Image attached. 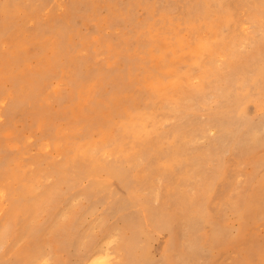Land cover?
<instances>
[{
  "label": "rangeland",
  "instance_id": "obj_1",
  "mask_svg": "<svg viewBox=\"0 0 264 264\" xmlns=\"http://www.w3.org/2000/svg\"><path fill=\"white\" fill-rule=\"evenodd\" d=\"M219 1L0 0V225L18 208L19 173L38 196L58 171L67 179L47 210L26 205L30 232L7 221L0 264H27L34 250L28 264H264V143L248 139L264 136V0ZM128 123L146 147L122 142ZM116 158L126 188L78 176V161ZM181 203L212 227L198 215L190 230ZM148 207L176 214L177 251Z\"/></svg>",
  "mask_w": 264,
  "mask_h": 264
},
{
  "label": "bare ground",
  "instance_id": "obj_2",
  "mask_svg": "<svg viewBox=\"0 0 264 264\" xmlns=\"http://www.w3.org/2000/svg\"><path fill=\"white\" fill-rule=\"evenodd\" d=\"M214 1H216L218 3V6L221 7L222 3L219 0H214ZM204 12H205V10L203 11V13ZM202 48H203L202 44L199 43L196 46V49L194 50V54H201ZM159 49H161V48H159ZM175 50H177V51L181 50V42H180L179 39L176 40ZM262 51H263V49L259 48L253 54V57L255 55H259L260 56ZM176 59L178 60V57ZM234 66H235V63L234 64L231 63L229 65V71L230 72H232V70L234 69ZM259 74L261 76L260 77L261 78V82H262V84H264V70L263 69L260 70ZM241 81H244V80L242 79ZM253 83L255 85V82H253ZM174 87H176V84H175ZM236 101H238V96L236 98H234V102H236ZM108 133H109V128H106L105 131H104V135H108ZM118 134L120 135V137L122 139V142H123V140H129L137 147L138 150L141 149L139 147L144 148V147H146L148 145V140L146 141V138L144 137L142 126L138 125L136 123H128L126 125H124V124L120 125L119 129H118ZM257 136L258 135L255 134L254 136H251L248 139H251L253 144L260 143V142L264 143V136L260 137L259 139H258ZM98 142L101 143L102 141H98ZM122 142L118 141L116 139V143H117L118 147H121ZM100 143H98V146H97L98 150H100V148H101V147H99ZM66 146H68V144ZM76 151H77V153L80 156H84L85 152H87L88 150L83 148V147H79L78 150H76ZM177 151H178V145L175 142L172 145L171 152L173 154H176ZM125 159L128 160V157H125ZM76 169H77V172H78V176H86L88 178V188H100L102 190L103 189H109L110 191H112L111 190L110 181L114 180V179L117 180L119 183H121V185L124 188H126L125 186L128 185V171L122 165L119 164L118 158L115 159V161H114V163L112 165H108V166L96 165L95 163H93L90 166H88V165L85 166V165L82 164L81 161H78V163L76 164ZM59 172H61V174H59ZM64 174H65L64 170L58 171V174H56V182H55V185L53 186V188H51L45 194L39 195V196L34 193V189L32 188L30 183L22 182L21 173H19L16 176V180H17L16 188H14V190L9 192V195L11 197L15 198V201L18 203V208H17L16 211L13 210L12 213L9 215V218H7L0 225V247L4 244L3 240L5 239L6 233H7L8 229H9V226H10V225H7V221L10 218H14V219L18 218V219L22 220L26 224L25 228L22 229L23 233L30 232V230L35 228V227H33L34 221H29L28 222L29 218H27L28 217V213L26 212V209H25L26 205H28V204H34V205L38 204L37 207L39 209L47 210L48 203L53 200V198H54V196H55V194H56V192L58 190V186L60 184H63V183L65 184L66 181H67V179H66ZM263 181H264V179H263ZM137 185H138V182H137ZM110 193H113V192H110ZM134 197H136V192H131L130 191L128 193V195H127V198H128L127 200L132 199ZM119 201H122V200H119ZM126 201L123 200L122 202H120V204H124ZM142 202H145V201H142ZM141 205L144 206L145 210L147 209V206H146L145 203H141ZM179 208L181 210L180 212L184 216V223L186 225H188L190 230H192V226L194 225L195 218L198 215H199V219L203 220L204 222H209V225L211 226L210 220L208 221L207 218H206L207 215L204 214V213H201L199 211V209L196 210V211H199L198 213L192 214V211H191L192 209L187 211L186 206L183 205L182 203L180 204ZM142 210H143V207H142ZM186 212H189V213L187 215H185L184 213H186ZM175 215L170 214V215H167L165 217H163V215H161L162 217L159 219L158 218L160 216L159 212H155V211H153V209H151L149 207H148V210L145 211V219L146 220L151 221V220L157 219L156 221H153V223H154L153 226L156 225L157 223H160V226H159L160 228L167 229V231L169 233V236H168V248L166 250L169 249V250L177 251L178 248L181 246V244L179 243L178 239H182L183 236H182V232H181L179 226L176 225V223H173V222H176ZM35 219L37 220V218H35L34 216L30 217V220H35ZM59 227H60V224L59 225L56 224L54 226V228L52 229V231L57 233L60 230ZM221 232H223V231L216 230V229H214V227L209 229V233H211L210 234V238H211L212 243L220 241L218 239H219V233H221ZM144 234L146 236L147 233L144 232ZM122 249L123 250H127V252H130V253L133 251L132 246L128 242H125L122 245ZM34 251H35L34 253L30 252L29 254H26L24 256L27 264L33 260V257H37L39 255V253L36 252L37 250H34ZM98 254L99 253L97 252V253L89 256L87 261L91 257L92 258L96 257ZM108 255H109L108 253L104 254L105 257H107ZM142 255L146 258V254L145 253L141 254V256ZM20 256H22V254H20ZM183 261H185V262L187 261V264H189V258L188 257L186 259L182 258L181 262H183ZM127 264H132V262H127Z\"/></svg>",
  "mask_w": 264,
  "mask_h": 264
}]
</instances>
